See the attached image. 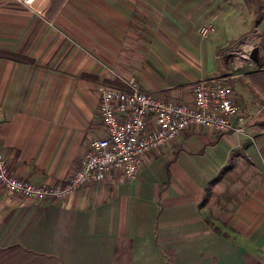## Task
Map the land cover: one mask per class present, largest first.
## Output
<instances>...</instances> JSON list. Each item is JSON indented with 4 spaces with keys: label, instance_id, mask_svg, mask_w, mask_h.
Masks as SVG:
<instances>
[{
    "label": "crops",
    "instance_id": "0c3cea01",
    "mask_svg": "<svg viewBox=\"0 0 264 264\" xmlns=\"http://www.w3.org/2000/svg\"><path fill=\"white\" fill-rule=\"evenodd\" d=\"M93 77L187 104L199 80L222 81L244 132L192 126L134 181L110 172L66 200L0 184V264H264V0H0L11 175L55 186L77 171L105 135Z\"/></svg>",
    "mask_w": 264,
    "mask_h": 264
},
{
    "label": "built area",
    "instance_id": "2783aa9c",
    "mask_svg": "<svg viewBox=\"0 0 264 264\" xmlns=\"http://www.w3.org/2000/svg\"><path fill=\"white\" fill-rule=\"evenodd\" d=\"M201 37L215 32L213 25L199 28ZM244 58L250 57L254 45L246 46ZM239 54V50H234ZM135 78L127 88L102 86L99 90V115L105 135L91 142L90 150L80 167L66 184L36 185L11 175L2 152L0 128V184L6 191L35 200H66L80 188L105 181L110 172H120L128 181H134L152 151L173 142L188 128L203 127L218 133H243L236 126L240 110L230 86L219 80H199L193 84V103L162 100L152 92L138 87Z\"/></svg>",
    "mask_w": 264,
    "mask_h": 264
},
{
    "label": "rangeland",
    "instance_id": "374dc122",
    "mask_svg": "<svg viewBox=\"0 0 264 264\" xmlns=\"http://www.w3.org/2000/svg\"><path fill=\"white\" fill-rule=\"evenodd\" d=\"M254 45V44H253ZM255 47V46H254ZM255 49V48H254ZM134 78H136V77H134ZM137 79V78H136ZM130 80V79H129ZM108 83H106L105 82V79H102V77H101V79H96V78H94L93 77V96L95 97V98H97L98 99V97L99 96H97V92L98 91H96V89H95V85H97L98 86V88H97V90H100V88L102 87V86H108L107 85ZM100 117V116H99ZM99 137H101V136H99ZM98 138V137H97Z\"/></svg>",
    "mask_w": 264,
    "mask_h": 264
}]
</instances>
